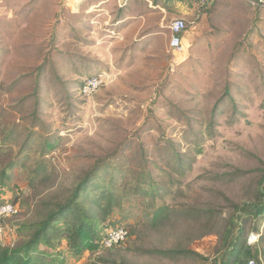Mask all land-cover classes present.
<instances>
[{"label": "rangeland", "instance_id": "rangeland-1", "mask_svg": "<svg viewBox=\"0 0 264 264\" xmlns=\"http://www.w3.org/2000/svg\"><path fill=\"white\" fill-rule=\"evenodd\" d=\"M77 1L0 0V203L15 209L3 245L18 243L20 228L91 169L90 206L102 186L130 191L151 173L154 195L120 199L99 226L124 228V242L74 257L58 238L38 259L206 264L166 252L180 246L212 260L234 207L255 201L264 175V0H212L197 13L184 7L186 15L175 1L99 0L113 7L90 18ZM175 20L186 24L178 52L169 48ZM99 74L95 92L81 94ZM251 226L247 241L264 264V219L258 236Z\"/></svg>", "mask_w": 264, "mask_h": 264}, {"label": "trees", "instance_id": "trees-1", "mask_svg": "<svg viewBox=\"0 0 264 264\" xmlns=\"http://www.w3.org/2000/svg\"><path fill=\"white\" fill-rule=\"evenodd\" d=\"M163 1L168 3L183 0ZM192 1L198 3L199 0ZM155 2L156 0H153V3ZM78 90L80 92V88ZM179 160L177 159L176 163ZM95 169H91L81 176L70 188L69 195L64 200L56 204H44L37 220L24 224L20 228L22 231L23 229L26 230L27 234L20 235L18 243L16 242L11 247L0 244V264H57V260L53 259L51 255H47L49 259H53L51 262L39 260L37 255L40 246L53 248L58 238L66 241V250L74 257H80L85 251L94 252L100 249L115 248L116 246L106 249L103 246V239L107 230L102 234L99 226L104 223L105 216L111 213L113 207L119 205L120 199L133 195L153 196L155 193L153 189L160 187L151 179L152 174L147 173L144 179L136 181L130 191L126 190V185L121 188L118 183L113 185L114 189L102 186L101 193L90 206L88 197L91 192ZM6 178L7 174L3 172L0 178V186L3 185ZM165 210V207L158 208L154 211L153 218L156 219ZM262 218L264 219V175L258 181L255 201L235 206L232 214L224 222L219 245L212 260L205 259L201 255L180 246L166 253L191 256L206 264H248L249 260H257L258 251L248 245L247 227L252 222L250 232L258 235V221ZM159 253L162 252L159 251ZM118 264L127 263L122 261Z\"/></svg>", "mask_w": 264, "mask_h": 264}, {"label": "built area", "instance_id": "built-area-1", "mask_svg": "<svg viewBox=\"0 0 264 264\" xmlns=\"http://www.w3.org/2000/svg\"><path fill=\"white\" fill-rule=\"evenodd\" d=\"M211 0H199L198 9L206 8L210 4ZM186 24L183 20H175L169 26V31L171 34L169 48L174 52H178L182 49V36L185 32ZM103 74L90 77L86 79L80 86V92L83 95H90L95 92V90L101 84V78ZM15 213V209L12 204L0 203V244L3 245L2 236L4 234L3 222L4 220ZM258 236V235H256ZM127 237V231L124 228H110L106 231L103 239V246L106 249H110L124 242ZM255 238V237H254ZM251 241L248 242L250 245ZM248 264H258L255 260H249Z\"/></svg>", "mask_w": 264, "mask_h": 264}, {"label": "crops", "instance_id": "crops-1", "mask_svg": "<svg viewBox=\"0 0 264 264\" xmlns=\"http://www.w3.org/2000/svg\"><path fill=\"white\" fill-rule=\"evenodd\" d=\"M99 0H78L77 2H75V4L78 3V6L79 8L81 9H84V15L86 18H90V17H94L95 14H91L93 12L90 13V10L92 9H95V7L97 8H101V9H105L106 7L110 6L111 4H106L107 1L105 2H99ZM119 1V0H118ZM121 1V0H120ZM130 0H127V5H132V4H128ZM133 1V0H131ZM138 1H142L141 3L142 4H153V0H138ZM212 1V0H211ZM98 3V4H97ZM101 3V4H100ZM156 4V2L154 3ZM177 4H180L182 9H181V12L184 11V7L187 8V11H190V13L193 11V10H196V13L198 11V7L196 2L192 1V0H183V1H178ZM110 7H113V6H110ZM183 10V11H182ZM186 11V12H187ZM186 12H183L184 15H186L187 13ZM89 31L96 35V30H94V28H91L89 29Z\"/></svg>", "mask_w": 264, "mask_h": 264}]
</instances>
